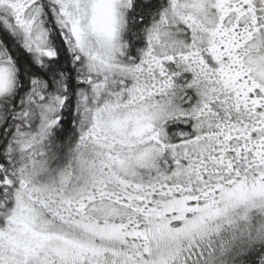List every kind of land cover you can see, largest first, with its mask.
<instances>
[{"label": "snow or ice", "instance_id": "1", "mask_svg": "<svg viewBox=\"0 0 264 264\" xmlns=\"http://www.w3.org/2000/svg\"><path fill=\"white\" fill-rule=\"evenodd\" d=\"M0 264H264V0H0Z\"/></svg>", "mask_w": 264, "mask_h": 264}]
</instances>
